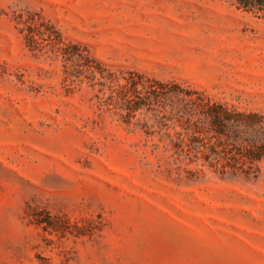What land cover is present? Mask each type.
Returning a JSON list of instances; mask_svg holds the SVG:
<instances>
[{"label":"rangeland","instance_id":"rangeland-1","mask_svg":"<svg viewBox=\"0 0 264 264\" xmlns=\"http://www.w3.org/2000/svg\"><path fill=\"white\" fill-rule=\"evenodd\" d=\"M130 73L264 114V19L231 0H0V264H264V162L251 180L174 169L151 114L108 98Z\"/></svg>","mask_w":264,"mask_h":264},{"label":"trees","instance_id":"trees-1","mask_svg":"<svg viewBox=\"0 0 264 264\" xmlns=\"http://www.w3.org/2000/svg\"><path fill=\"white\" fill-rule=\"evenodd\" d=\"M231 1L237 9L264 19V0ZM26 39L35 44L31 36ZM108 98L128 119L150 113L153 123L143 127L150 134L157 126L161 133V144H153L152 150H160L188 177L204 176L207 168L221 176L258 178L264 162V114L239 111L196 90L136 73L115 79Z\"/></svg>","mask_w":264,"mask_h":264}]
</instances>
